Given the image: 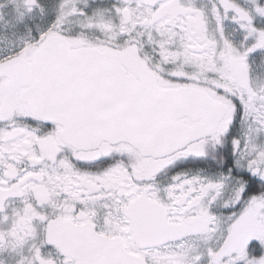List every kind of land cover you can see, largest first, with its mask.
I'll return each instance as SVG.
<instances>
[{"label":"snow or ice","instance_id":"obj_1","mask_svg":"<svg viewBox=\"0 0 264 264\" xmlns=\"http://www.w3.org/2000/svg\"><path fill=\"white\" fill-rule=\"evenodd\" d=\"M0 264H264V0H0Z\"/></svg>","mask_w":264,"mask_h":264}]
</instances>
